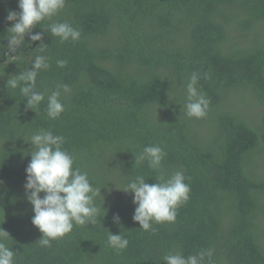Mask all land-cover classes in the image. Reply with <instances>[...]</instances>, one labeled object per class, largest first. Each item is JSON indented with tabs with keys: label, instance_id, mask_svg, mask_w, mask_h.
Returning a JSON list of instances; mask_svg holds the SVG:
<instances>
[{
	"label": "trees",
	"instance_id": "1",
	"mask_svg": "<svg viewBox=\"0 0 264 264\" xmlns=\"http://www.w3.org/2000/svg\"><path fill=\"white\" fill-rule=\"evenodd\" d=\"M9 11H19L18 0H0V228L15 264H165L169 252L209 248L206 264H264V0H65L33 28L44 33L46 51L26 35L16 57L5 55ZM56 22L79 29V40L52 36L47 26ZM38 54L49 63L35 89L45 101L31 110L5 85ZM193 72L210 100L201 119L183 107ZM65 84L64 111L50 119L47 95ZM39 129L63 136L73 167L101 189L96 222L74 224L50 247L37 242L43 234L24 189ZM152 145L166 152L159 170L135 164ZM175 171L190 186L188 201L174 222L142 230L123 188L136 176L153 184ZM109 231L122 232L128 247H110Z\"/></svg>",
	"mask_w": 264,
	"mask_h": 264
},
{
	"label": "clouds",
	"instance_id": "2",
	"mask_svg": "<svg viewBox=\"0 0 264 264\" xmlns=\"http://www.w3.org/2000/svg\"><path fill=\"white\" fill-rule=\"evenodd\" d=\"M65 6V0H18L19 11H9L6 20L13 22L7 29V49L5 55L16 57L25 44V36L29 43L40 41L35 47L44 53L47 45L43 40V32L33 33V28L41 21L51 19ZM51 35L60 42L77 41L81 36L79 29L68 22L51 23L48 26ZM58 67H64L66 60H57ZM49 67L48 57L38 54L32 60L31 67L19 74L9 75L6 88L19 89L26 99V109L34 110L43 101L45 93L36 91V80L41 70ZM199 74L193 72L186 84L185 114L189 118L201 119L207 115L210 100L196 87ZM205 78H208L205 76ZM61 89L64 93L71 91L68 85H57L56 90L47 95L46 113L50 119H56L64 111L61 102ZM64 137L54 135L51 130L39 129L30 137L31 156L25 168V195L33 206L34 215L31 223L43 234L37 241L42 247H50L53 240L69 234L75 225L94 224L99 213L94 200L101 196V189L94 188L88 174L74 168V157L62 145ZM166 152L158 145L146 146L135 157V164L147 161L153 170H159ZM153 184L146 183L143 176L130 179L123 188L126 193L133 194L136 206L133 221L138 222L142 230L155 231L153 223L174 222L177 209L189 199L190 186L185 183L182 171H175L169 177H158ZM41 193L44 195L41 197ZM113 222L120 223L119 215ZM10 235L0 228V264H15V252L4 241ZM107 242L110 247L122 251L128 247L129 240L121 232L113 234L109 231ZM214 249L201 250L195 255L184 256L179 251H172L163 257L165 264H206L211 261Z\"/></svg>",
	"mask_w": 264,
	"mask_h": 264
}]
</instances>
